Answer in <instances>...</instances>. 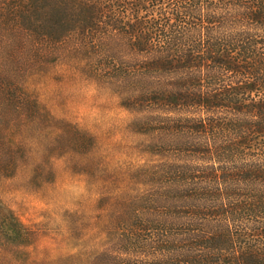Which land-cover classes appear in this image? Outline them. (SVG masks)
Masks as SVG:
<instances>
[{
	"label": "trees",
	"instance_id": "obj_1",
	"mask_svg": "<svg viewBox=\"0 0 264 264\" xmlns=\"http://www.w3.org/2000/svg\"><path fill=\"white\" fill-rule=\"evenodd\" d=\"M72 52L166 156L90 264H264V0H0V137Z\"/></svg>",
	"mask_w": 264,
	"mask_h": 264
},
{
	"label": "rangeland",
	"instance_id": "obj_2",
	"mask_svg": "<svg viewBox=\"0 0 264 264\" xmlns=\"http://www.w3.org/2000/svg\"><path fill=\"white\" fill-rule=\"evenodd\" d=\"M91 60L72 52L25 76L33 110L0 137V264H90L166 159L145 114Z\"/></svg>",
	"mask_w": 264,
	"mask_h": 264
}]
</instances>
